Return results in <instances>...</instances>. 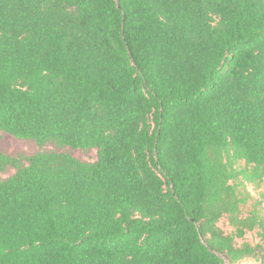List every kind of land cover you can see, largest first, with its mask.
<instances>
[{
    "label": "trees",
    "instance_id": "trees-1",
    "mask_svg": "<svg viewBox=\"0 0 264 264\" xmlns=\"http://www.w3.org/2000/svg\"><path fill=\"white\" fill-rule=\"evenodd\" d=\"M0 130V264H264V0H0Z\"/></svg>",
    "mask_w": 264,
    "mask_h": 264
},
{
    "label": "rangeland",
    "instance_id": "rangeland-1",
    "mask_svg": "<svg viewBox=\"0 0 264 264\" xmlns=\"http://www.w3.org/2000/svg\"><path fill=\"white\" fill-rule=\"evenodd\" d=\"M39 151H56V152H67L77 159L83 162H94L98 158L97 148H72L70 146H61L55 142H47L43 146H40L33 139L18 138L12 134L0 130V152L9 154L12 156H22L24 158L34 155ZM26 160L23 161V164H27ZM16 172V169L9 167L6 171L0 172V178L6 179L12 176ZM247 189L252 194L253 197H257L258 191H264V181L262 182L260 188L255 190L252 186H248ZM254 198L249 200L245 206V210H248L251 205L254 203ZM261 213L264 215V205L262 206ZM220 226L230 232L232 227L228 224L226 219L220 221ZM243 241L250 242L252 245H255L261 242V237L258 235L257 230L248 231L243 239H237V243L241 244ZM259 261L256 257H246L236 264H258Z\"/></svg>",
    "mask_w": 264,
    "mask_h": 264
}]
</instances>
